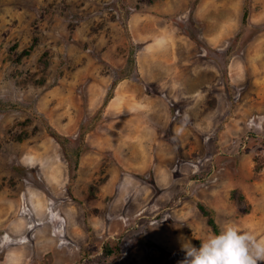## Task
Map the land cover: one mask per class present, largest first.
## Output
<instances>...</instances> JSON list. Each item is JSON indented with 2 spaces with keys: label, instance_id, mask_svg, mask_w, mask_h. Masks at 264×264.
<instances>
[{
  "label": "rangeland",
  "instance_id": "obj_1",
  "mask_svg": "<svg viewBox=\"0 0 264 264\" xmlns=\"http://www.w3.org/2000/svg\"><path fill=\"white\" fill-rule=\"evenodd\" d=\"M227 223L264 241V0H0V264H179Z\"/></svg>",
  "mask_w": 264,
  "mask_h": 264
},
{
  "label": "clouds",
  "instance_id": "obj_2",
  "mask_svg": "<svg viewBox=\"0 0 264 264\" xmlns=\"http://www.w3.org/2000/svg\"><path fill=\"white\" fill-rule=\"evenodd\" d=\"M184 258L179 264H260L264 261V241L242 230L233 223H227L218 233H213L194 246L190 240L181 237Z\"/></svg>",
  "mask_w": 264,
  "mask_h": 264
},
{
  "label": "trees",
  "instance_id": "obj_3",
  "mask_svg": "<svg viewBox=\"0 0 264 264\" xmlns=\"http://www.w3.org/2000/svg\"><path fill=\"white\" fill-rule=\"evenodd\" d=\"M203 213H206L205 211ZM208 223L212 226L213 229H217L216 225L211 217H208Z\"/></svg>",
  "mask_w": 264,
  "mask_h": 264
}]
</instances>
